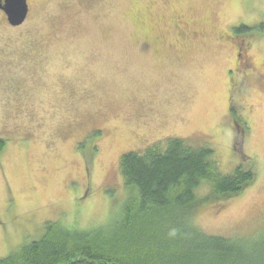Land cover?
Segmentation results:
<instances>
[{"label": "rangeland", "instance_id": "rangeland-1", "mask_svg": "<svg viewBox=\"0 0 264 264\" xmlns=\"http://www.w3.org/2000/svg\"><path fill=\"white\" fill-rule=\"evenodd\" d=\"M29 2L21 26L0 12V258L49 221L122 223V155L170 137L211 146L223 173L242 153L256 161L251 185L192 221L211 235H264V0ZM241 25L263 37L240 36L253 65L234 73ZM235 120L249 126L240 153Z\"/></svg>", "mask_w": 264, "mask_h": 264}, {"label": "trees", "instance_id": "trees-1", "mask_svg": "<svg viewBox=\"0 0 264 264\" xmlns=\"http://www.w3.org/2000/svg\"><path fill=\"white\" fill-rule=\"evenodd\" d=\"M246 135L239 128L236 152ZM4 143L0 139V150ZM242 156L231 173H223L211 146H193L182 137L126 152L120 171L132 195L122 223L82 229L49 221L41 238L1 257L0 264H264V235H211L192 221L197 209L219 206L256 180V161ZM204 184L206 195L199 193Z\"/></svg>", "mask_w": 264, "mask_h": 264}, {"label": "flooded vegetation", "instance_id": "flooded-vegetation-1", "mask_svg": "<svg viewBox=\"0 0 264 264\" xmlns=\"http://www.w3.org/2000/svg\"><path fill=\"white\" fill-rule=\"evenodd\" d=\"M28 3H29V13H28V16H29V14H30V2H29V0H28ZM0 12H3V14H5L2 9H0ZM28 16H27V18H28ZM21 25H19V26H21ZM11 26H13V25H11ZM242 26L249 27V26H246V25L236 26L234 28V33L232 31H230V37L232 38V41L234 42L235 47H236V50H237L236 59H235L236 60L235 61V66L232 69V72H234V73H238L239 71H242V72L245 73L244 70L246 69V71H248V69L250 67H252V65H253L252 62L249 60V58H247V56L245 55V52L248 53V50H247V48H248V46H247V40H246V42H244V40H239V39H242V38H240V36L244 35V36H246L247 39L250 38V37H254V36L263 37L262 35L255 34L253 28H251V27H249L250 28L249 31L240 32V28ZM13 27H16V26H13ZM180 29L181 28L179 27V31H180ZM244 66L246 67L245 69H243ZM232 77L233 76H231V80H232ZM244 126H246V123L243 124V126H241V125H239V123L237 122V120L234 121V133H235V136L234 137H236V134L238 133L239 128H240V131L243 132V133H245V134L248 132V131L245 132V130H244L245 127ZM247 127L249 128V126H247ZM16 218H15V220H16Z\"/></svg>", "mask_w": 264, "mask_h": 264}, {"label": "water", "instance_id": "water-1", "mask_svg": "<svg viewBox=\"0 0 264 264\" xmlns=\"http://www.w3.org/2000/svg\"><path fill=\"white\" fill-rule=\"evenodd\" d=\"M0 9L4 11L11 25L19 26L27 19L29 3L28 0H0Z\"/></svg>", "mask_w": 264, "mask_h": 264}]
</instances>
